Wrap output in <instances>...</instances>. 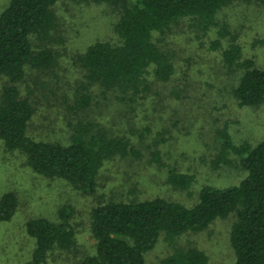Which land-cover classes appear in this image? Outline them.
Masks as SVG:
<instances>
[{"label":"trees","instance_id":"trees-1","mask_svg":"<svg viewBox=\"0 0 264 264\" xmlns=\"http://www.w3.org/2000/svg\"><path fill=\"white\" fill-rule=\"evenodd\" d=\"M59 1L9 0L0 13V77L4 79L0 142L7 151L22 153L36 175L64 181L84 196L97 193L104 162L144 157L124 136L109 133L91 120L88 111L97 97L128 106L150 93L153 83L171 80L175 73L171 55L153 41L154 35L169 31L183 19L209 25L218 11L234 2H256L264 7V0H75L103 6L114 19L113 37L87 45L74 58L83 79L72 96L63 99L68 137L64 142L36 141L28 135V128L37 100L26 85L25 70L54 75L59 54L50 44L57 28L54 7ZM222 60L228 68L242 70L230 93L237 104H264V68L241 59L236 45L223 52ZM163 134L155 137L164 140ZM218 134L222 141L213 164L233 165L245 172L238 184L204 186L190 207L160 197L101 200L89 212L93 253L83 256L78 264H144L145 255L161 237L173 246L180 236L203 232L215 220L230 216L233 264H264V140L235 145L226 130ZM155 137L146 154L148 162L167 168L166 183L173 189L187 190L193 177L163 162L157 149L161 140ZM17 209L14 194L1 196L0 222L9 221ZM72 214L65 206L58 209L56 222L46 218L26 221L25 232L34 241L26 264H44L53 250L69 251L75 246L76 233L69 223ZM161 264H208V258L196 248H176Z\"/></svg>","mask_w":264,"mask_h":264},{"label":"rangeland","instance_id":"rangeland-1","mask_svg":"<svg viewBox=\"0 0 264 264\" xmlns=\"http://www.w3.org/2000/svg\"><path fill=\"white\" fill-rule=\"evenodd\" d=\"M8 3L0 0V13ZM54 13L57 28L50 45L59 54L54 75L25 70L26 85L37 100L28 135L36 141L64 142L69 129L63 99L70 98L83 79L74 58L95 41L112 40L114 19L103 6L75 0H60ZM153 41L171 55L175 72L171 80L153 83L150 93L134 104L124 106L97 97L89 108L91 120L109 133L124 136L144 155L104 162L95 196H84L64 181L36 175L22 153L7 151L0 142V197L12 193L18 199L15 215L0 222V264H26L34 249L33 239L25 232L26 221L46 218L56 222L62 207L69 206L73 212L69 223L76 244L69 251L53 250L44 264H78L83 256L93 253L89 212L101 200L160 197L190 207L204 186L228 187L245 176L233 165L213 164L222 141L218 132L226 130L235 145L264 140V104H237L230 93L242 70L228 68L222 54L236 45L241 59L264 68V7L256 2H234L218 11L209 25L183 19L169 31L155 34ZM3 82L0 77V91ZM156 133L163 134L164 140L155 137ZM154 137L161 140L157 149L163 162L193 177L187 190L173 189L166 183L167 168L148 162L146 154ZM232 219H218L203 232L184 234L173 246L161 237L145 255L144 264H161L176 248H196L207 256L208 264H233L229 242Z\"/></svg>","mask_w":264,"mask_h":264}]
</instances>
